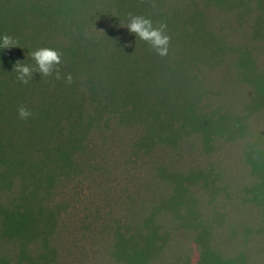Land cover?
Instances as JSON below:
<instances>
[{
    "label": "rangeland",
    "instance_id": "rangeland-1",
    "mask_svg": "<svg viewBox=\"0 0 264 264\" xmlns=\"http://www.w3.org/2000/svg\"><path fill=\"white\" fill-rule=\"evenodd\" d=\"M112 3L95 7L113 16ZM161 4L180 21L193 14L205 39L194 49L199 81L186 96L170 88L168 103H191L207 125L168 133L176 106H159L164 133L145 110L75 133L76 148L64 149L74 176L52 196L54 212L33 216L23 235L0 226V264H126L131 254L144 264H264V0Z\"/></svg>",
    "mask_w": 264,
    "mask_h": 264
},
{
    "label": "trees",
    "instance_id": "trees-1",
    "mask_svg": "<svg viewBox=\"0 0 264 264\" xmlns=\"http://www.w3.org/2000/svg\"><path fill=\"white\" fill-rule=\"evenodd\" d=\"M112 2L115 13L105 16L95 7L96 0H0V31L16 41V46L0 51V226L7 232L23 235L34 226L33 216L54 212L52 196L74 176L67 165L72 154L64 149L76 148L75 133H97L104 128L101 120L120 123L142 110L161 130L165 123L154 109L176 106L168 103L170 88L186 96L194 88L192 79L199 81L193 73L201 55L194 49L205 39L193 25V14L181 21L166 15L163 0ZM133 16L149 19L156 28L164 25L176 50L168 43L167 54L161 56L128 29L114 33L116 23L128 24ZM100 17L107 18L102 34L97 30L104 27ZM40 48L59 52L53 73L59 70L60 77L34 71L27 83L21 82L14 65L34 68L30 53ZM69 74L70 82L65 78ZM21 106L31 110L26 119L18 117ZM194 110L191 103L177 105L166 118L168 133L202 131L206 123ZM170 116L181 121L179 126ZM143 251L147 254V247ZM138 258L131 254L124 261L144 264L146 258Z\"/></svg>",
    "mask_w": 264,
    "mask_h": 264
},
{
    "label": "clouds",
    "instance_id": "clouds-1",
    "mask_svg": "<svg viewBox=\"0 0 264 264\" xmlns=\"http://www.w3.org/2000/svg\"><path fill=\"white\" fill-rule=\"evenodd\" d=\"M128 30L135 33L141 40L148 42L157 54L164 56L168 51L169 36L164 32V25L156 28L152 26V22L142 16H133L128 22ZM16 46V41L11 35L5 31H0V51ZM35 61V67L17 62L14 67L18 73V79L23 83L31 78L34 71L44 76L54 74L58 79L60 77L59 70L53 73V69L60 63V54L56 49L40 48L30 53ZM69 82L71 75L65 77ZM20 119H26L31 115V110L21 106L17 110Z\"/></svg>",
    "mask_w": 264,
    "mask_h": 264
}]
</instances>
